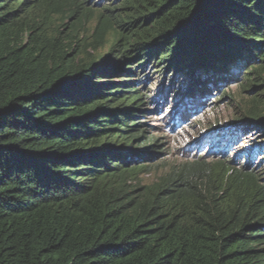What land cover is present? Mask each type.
<instances>
[{
    "label": "trees",
    "instance_id": "trees-1",
    "mask_svg": "<svg viewBox=\"0 0 264 264\" xmlns=\"http://www.w3.org/2000/svg\"><path fill=\"white\" fill-rule=\"evenodd\" d=\"M233 86L264 0H0V264H264V107L169 160Z\"/></svg>",
    "mask_w": 264,
    "mask_h": 264
},
{
    "label": "rangeland",
    "instance_id": "rangeland-1",
    "mask_svg": "<svg viewBox=\"0 0 264 264\" xmlns=\"http://www.w3.org/2000/svg\"><path fill=\"white\" fill-rule=\"evenodd\" d=\"M129 14H132L131 10L123 11L118 9L112 16H126ZM90 25V21H87L86 26L90 27ZM89 53L92 54L93 52L90 51ZM153 90L155 89L153 88ZM263 92L264 86L260 90H257V92H255L254 94H250L244 91L243 89H238L237 86H233L230 91V94L232 96L229 98H225L207 108L205 112L201 114V121L198 124L192 125V128H185L184 131L178 133L177 136H175L176 133L171 134V137H175L169 143L171 149V155H169V160H171V162L180 161V156L182 155L181 148L191 146L195 142H200V140H202V138H204V136L208 134L210 129H215L216 127H218V129L224 128L225 130H231L232 128L240 127L236 123H239V121L241 119H244L245 116L247 117L248 113L255 112L256 110H259V108L262 109L264 107V105L261 107L259 103L261 101H264ZM262 94L263 98L260 97V95ZM214 99H216V96L213 97V100H211V102H214ZM261 138V135H254L253 137L247 138L246 142L239 143L238 146L236 144L235 153L239 149L244 150L243 147L246 144L248 146H254V143L261 144L264 141ZM208 140L209 139H203V142H206ZM206 150V147H202L200 149L195 148L191 152L189 159H194L193 157H202L203 159L206 158ZM236 155L237 154H235L234 156ZM243 161L244 159L242 158L241 162ZM256 161V165L260 164L258 163L259 159L256 158Z\"/></svg>",
    "mask_w": 264,
    "mask_h": 264
}]
</instances>
